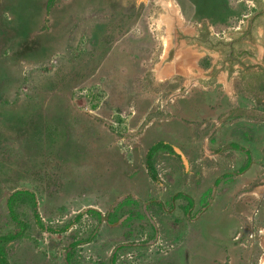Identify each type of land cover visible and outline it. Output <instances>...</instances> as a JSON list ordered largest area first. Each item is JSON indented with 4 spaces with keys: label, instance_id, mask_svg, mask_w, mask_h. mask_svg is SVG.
<instances>
[{
    "label": "crops",
    "instance_id": "1",
    "mask_svg": "<svg viewBox=\"0 0 264 264\" xmlns=\"http://www.w3.org/2000/svg\"><path fill=\"white\" fill-rule=\"evenodd\" d=\"M70 1L67 0V4L64 5L60 2L57 5L53 4L52 6H55L53 12L48 14L45 11L44 14L41 12V16L37 19L40 17V20L44 21L45 17H48L51 22L57 20L58 30L61 27L67 28L68 31L74 29L73 35L76 38L72 40L71 47L64 46L65 48L56 51L65 53L66 57L75 53L79 60L64 66L65 69L59 77L52 80L55 84L51 85L53 86L51 90L37 91L35 96L38 101L30 105L15 106L11 103L6 106V108L10 106L8 109L10 111L8 114V110H5V114H8L5 115V122L8 125L4 128L5 131L8 133L18 117L20 121L18 120L17 129L14 127L10 130L9 142L5 146L13 150L12 154L21 156L24 164H37L38 167L43 168L45 165L43 160L46 158L53 168L50 179L55 182L56 179L61 181L62 173L68 171V179L78 183L81 179L92 180L93 172L97 170H113L114 174L110 182L121 181V184L115 187L121 188L122 191L126 189L120 200L126 197L135 200L137 202L135 212L142 215L141 218L135 219L136 264H150L155 261L160 264L162 261L165 262L164 264H186L189 261L186 241L190 237L184 236V229L186 227L189 230L191 224L200 223L199 221H202L205 227H212L214 231L211 236L204 239L210 249L205 250L204 257L198 258L197 254L195 260L201 263L208 261L206 264H264V76L259 81L250 80L246 76L248 71L264 68V62L257 57L261 54L260 45L255 44L254 53L251 52L252 55L249 56L245 53L247 48H239L242 55L241 57L237 55L238 60L235 51L225 60L219 57L213 58L207 69L202 70V72L208 71L205 78H199L197 74L192 76L195 75L194 70H197L193 65H196L200 57L197 49L193 50L188 44H176L174 47L171 45L167 51L173 52L172 56L162 62L160 58L154 63L155 72L158 68V78H163L165 75L173 76L176 75L175 72H179L183 80L185 79L183 81L185 86L189 84L190 88L197 84L198 88L194 89L201 92V98H193L191 94L185 93H175L171 96L170 103L165 104L170 113L169 118L162 119V123L159 124L150 120L149 124L143 125L135 134V144L131 145V149L135 148V155L140 154L139 157L123 158L115 139L113 140L112 137L110 140L111 131L108 127L95 124L94 129L92 128L94 149L99 150L100 164L97 158L89 153L83 166L87 164L89 169H92V162L97 161L96 167L94 166L95 171L94 168L93 171H89L87 167L82 173L74 172L73 168L67 171L63 170L66 156L61 151L66 146L60 144V140L68 138L72 126L71 120H80L87 125L97 123V121L93 122L91 117L84 118L86 114L84 115L83 112L79 113L80 110L74 103L78 100L73 97L72 88L101 83L100 81L104 80L102 76H105L99 68L102 66L95 65L97 56L94 55L97 50L92 54L94 51L92 46L98 41L103 43L102 20L105 14L95 17L92 13L88 15L79 12L77 15L81 16L73 17L72 20L76 19L71 21ZM77 7L79 10L82 9L81 4L74 10ZM61 9L64 11H60ZM65 9L70 10L66 12ZM123 18L125 15L119 19L120 22ZM96 21L100 25H96ZM12 25L14 24L7 23V28L0 33V49L14 45L19 46L16 51L21 50V44H24L28 37L29 26L23 32ZM130 28H133V25ZM80 37L89 49L79 50L77 55V43ZM56 40L59 41V38L52 37L53 42ZM114 42L117 43L116 40ZM133 55L135 56L134 53ZM13 60L5 62L8 69H3L4 65L0 66V99L8 93L18 92L19 100L24 101L28 98L25 84L23 82L19 84L17 77L21 73L20 68L26 69V65L20 66L21 59L17 58V63ZM155 76L154 73L153 77ZM206 82H210L212 87L202 85ZM15 84L19 85L12 90ZM58 87L61 88L62 93L57 91ZM206 92L210 93L211 99ZM63 98L70 102L68 108L60 103ZM145 113L146 111L135 108V128ZM120 115L117 117L118 121L122 119L123 115ZM149 129H152L150 135ZM80 136L81 134L78 137L79 141L71 145L72 151L80 149L83 155H87L86 152L91 149L85 147L86 143L81 142ZM144 136H148L146 141H143ZM157 141L171 145L174 152L177 150L175 153L179 152L180 155L178 154V158L166 150L156 151L151 158L152 170L157 177L153 179L149 175L145 155L149 146ZM34 159L36 161L32 162ZM35 172L42 173L44 181L49 179L44 177L47 175L46 171L36 168ZM98 179L101 188L106 192L108 178L103 180L100 176ZM36 180L40 178L37 177ZM178 194L186 196L189 200L177 197ZM102 195L106 193L94 194V196ZM94 196L88 193L84 197L89 201ZM91 209L100 214L101 226L106 230L113 224L107 221L111 210H107L106 214L102 215L99 209L95 207ZM90 216H94L97 221L95 215L90 213ZM138 222H147V231L150 233L136 230ZM215 223L219 224L223 231L213 227ZM165 226H170L168 233H164ZM199 228L200 225L198 228L195 227L196 235L199 234ZM159 234L164 236L163 239L166 240L169 249L164 253L154 249L149 251L147 245L158 240ZM126 242L123 240V243ZM111 259L112 264H121L115 253H111L109 263Z\"/></svg>",
    "mask_w": 264,
    "mask_h": 264
},
{
    "label": "rangeland",
    "instance_id": "2",
    "mask_svg": "<svg viewBox=\"0 0 264 264\" xmlns=\"http://www.w3.org/2000/svg\"><path fill=\"white\" fill-rule=\"evenodd\" d=\"M45 1L2 0L0 2V33L7 28V23L14 24L13 27H17L18 30L23 32L29 26V35L24 44H21V50L16 51L19 46L15 47L14 45L0 49V66L4 65L3 69H8L5 65L7 60L14 59L13 62L17 63V58L22 60L20 66L26 65V69L20 68L21 73L16 77L19 84L21 82L25 84V92L28 95L27 100L21 101L18 92L15 91V94H12V92L10 94L6 91L8 94L0 99V234L14 230L15 226L9 220L6 212L5 200L13 190L18 188H29L34 193L36 210L41 223L45 227L57 228L67 222L71 221V223L65 231L60 233L39 229L34 222L29 207L26 204L17 205L15 211L18 218L25 222L26 229L23 237L8 243L7 258L10 264H109L111 253H115L121 264H130L124 254L130 251L135 252V207L120 205V202L124 200H120V196L123 191L126 192V189L122 191L121 188L115 187L121 184V181L110 182L113 178V170L95 171L96 162L98 161L100 164V153L98 148L94 149L95 143L92 131L94 125L100 126L101 124L108 127L111 131L110 140H112V137L113 140L115 139L123 158L139 157L140 154L136 153L135 155V148L131 149V145L135 144V134L140 131L143 125L149 124L150 120L159 124L162 123V119L169 118L170 113L167 111L165 104L170 103L171 96L175 93L191 94L193 98L197 99L202 96L201 92L194 89L198 88L197 84L192 85L190 88L189 84L187 86L183 84L185 79L183 80L178 74L179 72H175L176 75L173 76L165 75L163 78H158V68L155 72L154 63L166 56L167 49L171 45L174 47L176 44H188L193 50L197 49L200 56L196 65H193L195 66L194 69H197L194 70L195 75H191L196 76L197 74L199 78H205L208 71L202 72V70L207 69L213 58L219 57L225 60V55L221 53L220 46L215 44L206 47L205 44H200L194 36L204 33L223 40H228L230 35H236L237 37L239 34H231V32L242 30V25L246 22L245 19L253 12L254 7L259 6L257 1L260 0H107L106 3L105 0H71L69 2L71 3L69 8L72 9H65V11L70 10L72 12L71 21H75L74 19L77 16H81L77 15L79 12H82V14L92 13L95 17L99 14H105L102 20L104 26L102 28L104 29L102 31L104 32L102 36L103 43L98 41L99 43L97 42L94 46H92L93 43L90 45L94 50L92 54L97 50L94 55V57L97 56L95 65L102 66L99 68L105 74V76H102L104 80L100 81L101 83L74 86L72 88L73 94L81 88L90 91V95L86 96L85 102L84 99L77 98L78 101L74 103L80 110L79 113L86 114L85 117L83 116L84 118L91 117L93 122L97 121V123L87 125L72 118L74 121L71 120L72 126L68 138H61L60 140V144L66 146L61 149L66 156L63 170L68 171L69 168H73L74 172L82 173L87 168L89 169L87 164L83 166L89 153L97 158L96 162H92L95 171L92 175L93 179H81L78 183L68 179L69 171L65 174L62 173L61 181H58V179H56V182L51 181L53 168L50 167L51 165L46 158L43 160L46 165L43 168L38 167L37 164H24L21 156L12 154L13 150H9L5 146L9 142L10 130L14 127L17 129L18 120L20 121L18 117L8 133L5 131L4 128L8 126L5 122V115H8L10 111L8 110L10 106L7 108L6 106L11 103H14L15 106L17 104L18 106L30 105V103L38 101L35 93L40 89L45 90V92L51 90L53 87L51 85L55 84L52 80L59 77L65 69L64 66L79 60L75 53H71L70 57H66L65 53L56 51L65 48L64 46L71 47L72 40L76 38L73 35L74 29L68 31L67 28L61 27L58 30L56 28L57 20L51 22L48 17H45L44 21H41L40 17L37 19L38 16H41V12L44 14L45 11L48 14L55 9V6H52L46 11ZM59 2L62 5L67 4V0H54L53 4L56 3L57 5ZM80 4L82 9L79 10V7H77L74 10ZM60 11H64V9ZM2 12L4 13L3 16ZM124 15L125 18L120 22L119 19ZM73 17L76 18L72 20ZM95 24L100 25L97 21ZM131 25H133V28H130ZM168 26L171 28V34L167 30ZM52 37L59 38V41L53 42ZM80 38L77 43V55L79 50L89 49L87 44H83V38ZM115 40L117 43L114 42ZM52 47L54 48L52 49ZM244 47L247 48L246 55H252L251 46L247 47L240 44L234 51L241 57L242 54H240L239 48ZM260 47L261 54L257 57L259 60H264L262 45ZM11 56H14L13 59L10 58ZM235 56L238 60V56ZM203 60H207V62L204 63ZM154 73L156 74L155 77H153ZM19 84H15L12 90ZM202 85L212 87L210 82ZM57 91L62 93L59 87ZM206 93L208 98L211 99L210 93ZM4 97L10 99L4 100ZM60 103L68 108L70 102L63 98ZM135 108L146 111L136 128ZM5 110H8V114H5ZM120 114L123 116L121 121H118L117 117L121 116ZM148 133L150 135L151 131ZM79 134H81V142L86 143L84 145L88 150L91 149L86 152L87 155H83L80 149L72 151L71 145H75L79 141ZM147 137L144 136L143 141H146ZM30 141L28 140V142ZM35 161L34 159L32 162ZM100 167L98 166V168ZM36 168L43 172L46 171L47 175H44V177L49 179L44 181L42 173L35 172ZM93 168L89 171H93ZM96 172L103 180L106 177L108 178L106 192L101 188L98 179L100 176ZM37 177L40 180H36ZM96 192L97 194L100 192L102 194L106 193V195L94 196ZM88 193H92L94 196L89 201L84 197ZM91 207L99 209L102 215H105L107 210H111L108 214H114L116 219L107 230L101 226L99 219L95 221L94 216H90V213L85 212L87 208ZM128 210H133V212L131 211L133 215L131 218L128 217ZM78 213H81V217L73 221V217ZM199 222L191 224L189 230L186 227L184 229V236L188 235L190 237L186 241L187 253L189 254V261L186 264H206L208 262L203 261L201 263L195 259H197V254L198 258L199 256L202 257L205 250L210 249L204 239L211 236L214 230L212 227H205L202 221ZM102 224H104V221ZM137 224L138 228L136 230H144L148 234L150 233L147 231V222H138ZM198 225H200V230L199 234L196 235L195 227L198 228ZM213 227L223 231L217 223ZM169 228L170 226H165L164 233H168ZM159 236V240H165L163 235L159 234ZM123 240L127 242L123 243ZM74 241L80 243L70 248V243ZM164 243L167 246L166 240ZM150 245L151 243L147 247H150ZM147 249L149 250V248ZM67 253L70 254L68 261H66ZM161 253L163 252L161 251ZM164 263V261L161 262V264ZM150 264L160 263L155 261Z\"/></svg>",
    "mask_w": 264,
    "mask_h": 264
},
{
    "label": "trees",
    "instance_id": "3",
    "mask_svg": "<svg viewBox=\"0 0 264 264\" xmlns=\"http://www.w3.org/2000/svg\"><path fill=\"white\" fill-rule=\"evenodd\" d=\"M53 1L54 0H46L45 1V10L46 11L53 5ZM236 47H238V46H233L231 44L227 45L225 43V44L220 46L221 53L225 55V58H227V56L232 55V53L234 52ZM228 50H230L229 54H228ZM236 55H238V53ZM203 61H204V63L207 62V60H203ZM246 76H248L250 78V80L255 79L256 81H259V80L263 79L264 68L248 71ZM158 150H166L170 153L175 154L176 157L179 158V155L174 152L171 145H169L163 141H157V142L151 144L149 146L147 152H146L145 161H146V166H147L148 171H149V175L153 179H157V177L152 170L153 167L151 165V158H152L153 154ZM177 197H184V198L188 199L186 196H183L182 194H178ZM21 204H26L29 207V209L31 210V214L34 218V222L39 229H45L46 231H49L52 233H60V232L65 231L71 223V221L67 222L63 226H60L57 228L45 227L41 223L39 216H38V213H37V210H36V200H35L34 193L31 190L26 189V188H18V189L13 190L5 200V208H6V212H7L9 220L11 222H13L15 227H14L13 231H9L7 233L0 234V264H9L8 259H7V255L9 252V250H7L8 243L14 239L21 238L24 235L23 233H24V230L26 229V224H25V222H23L21 219L18 218V214L15 211V207L17 205H21ZM120 205L135 207V206H137V202H135V200H133L129 197H126L123 201L120 202ZM131 211L133 212V210L127 211L129 218H131L133 216L131 214L132 213ZM85 212L95 215L97 217V219L100 218V214L91 208H87L85 210ZM80 217H81V213L76 214L73 217V221L78 220ZM141 217H142V215L140 213L135 212V215H134L135 219L141 218ZM115 219H116V217H114V214H111V215L109 214L107 221L113 222V221H115ZM78 243H80V242L79 241L71 242L70 248H73ZM69 255L70 254H68V253L66 254V261H68ZM112 263H113V260L111 259L109 264H112Z\"/></svg>",
    "mask_w": 264,
    "mask_h": 264
},
{
    "label": "flooded vegetation",
    "instance_id": "4",
    "mask_svg": "<svg viewBox=\"0 0 264 264\" xmlns=\"http://www.w3.org/2000/svg\"><path fill=\"white\" fill-rule=\"evenodd\" d=\"M257 2L259 6L257 5L254 7L253 12H251L245 19L246 22L244 25H242V30L231 32L239 34L237 37L236 35H230L228 40H223L202 33V35L194 36V38H196L200 44H205L206 47H209L210 45L214 46L215 44L217 46H221L225 43L227 45L231 44L233 46H238L241 44L247 47L251 46L252 51L254 50V45L260 43L264 51V0ZM261 61L264 62V60Z\"/></svg>",
    "mask_w": 264,
    "mask_h": 264
},
{
    "label": "built area",
    "instance_id": "5",
    "mask_svg": "<svg viewBox=\"0 0 264 264\" xmlns=\"http://www.w3.org/2000/svg\"><path fill=\"white\" fill-rule=\"evenodd\" d=\"M87 95H90V91L87 90L86 88H81L79 90H76L73 94V96L75 98H79V99H85ZM149 250H158V251H162L163 253L165 251H167V249H169V245L164 243V241L162 240H155L154 243H152L150 245V247H148ZM125 255V258L127 259V261L130 263V264H136V260H137V257H136V254L135 252H127L124 254Z\"/></svg>",
    "mask_w": 264,
    "mask_h": 264
},
{
    "label": "water",
    "instance_id": "6",
    "mask_svg": "<svg viewBox=\"0 0 264 264\" xmlns=\"http://www.w3.org/2000/svg\"><path fill=\"white\" fill-rule=\"evenodd\" d=\"M167 30H168L169 34H171V28H170V26H168V29H167ZM166 54H167V56H164V58L161 59V62L164 61L166 58L171 57L172 54H173V52H171V51H167ZM175 151L177 152V150H175ZM178 154H179V152H178ZM179 155H180V154H179Z\"/></svg>",
    "mask_w": 264,
    "mask_h": 264
}]
</instances>
